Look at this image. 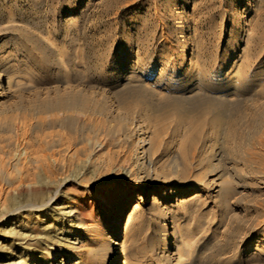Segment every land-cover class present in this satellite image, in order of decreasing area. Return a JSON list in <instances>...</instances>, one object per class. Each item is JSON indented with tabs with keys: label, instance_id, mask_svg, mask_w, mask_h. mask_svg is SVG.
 <instances>
[{
	"label": "rangeland",
	"instance_id": "374dc122",
	"mask_svg": "<svg viewBox=\"0 0 264 264\" xmlns=\"http://www.w3.org/2000/svg\"><path fill=\"white\" fill-rule=\"evenodd\" d=\"M0 75V189L61 224L1 222L0 264H264V0H0Z\"/></svg>",
	"mask_w": 264,
	"mask_h": 264
},
{
	"label": "bare ground",
	"instance_id": "6f19581e",
	"mask_svg": "<svg viewBox=\"0 0 264 264\" xmlns=\"http://www.w3.org/2000/svg\"><path fill=\"white\" fill-rule=\"evenodd\" d=\"M143 73V72H142ZM162 75V74H161ZM1 76V75H0ZM143 76V75H142ZM151 75L148 72L147 74V78H149ZM158 78V76H157ZM156 81V80H155ZM154 81V82H155ZM160 81V80H159ZM157 82V81H156ZM158 83V82H157ZM156 83V84H157ZM2 86V80L0 78V88ZM2 92V91H1ZM1 94V93H0ZM63 103V102H62ZM191 107V106H190ZM233 107V106H232ZM263 108V107H262ZM226 115V114H225ZM229 115V114H228ZM232 116V115H231ZM220 121V120H219ZM228 121V120H227ZM224 122V121H223ZM20 127V126H19ZM224 128V127H223ZM219 131V130H218ZM25 134V133H24ZM26 135V134H25ZM255 136V135H254ZM26 137V136H25ZM24 137V138H25ZM260 139V138H259ZM141 140V139H140ZM19 141V140H18ZM233 141V140H232ZM27 142V141H25ZM18 143V142H17ZM23 144V143H21ZM24 145V144H23ZM26 145V144H25ZM17 146V145H16ZM20 146V145H19ZM2 147V145H1ZM22 147V146H21ZM25 147V146H24ZM143 149V148H142ZM144 150V149H143ZM25 151V150H24ZM20 152V151H19ZM27 152V150H26ZM43 152V151H42ZM45 152V151H44ZM23 153V152H21ZM25 153V152H24ZM54 153V152H53ZM20 154V153H19ZM32 154V153H31ZM23 155V154H22ZM34 155V154H33ZM51 155V154H49ZM53 155V154H52ZM25 156V154H24ZM30 156V154L28 155V157ZM20 157V155H19ZM23 157V156H22ZM43 156H39V155H34L31 156L29 159L34 160L36 162L42 161ZM48 157V156H47ZM50 157V156H49ZM54 157V156H53ZM24 158V157H23ZM41 159V160H40ZM57 159V158H56ZM2 160V159H1ZM16 160V159H15ZM247 160V159H246ZM21 161V160H20ZM53 161V160H52ZM249 161V160H247ZM51 163V162H50ZM56 163V162H55ZM28 164V163H27ZM41 164H38V166H40ZM18 166V165H17ZM14 167L11 171V174L13 175V178H9V181L12 185L11 190L9 191H5L3 192L0 189V223L11 218L14 220L13 224L14 227L10 230L11 233H14L16 236H23L25 237L26 234L22 233V231H20V228H24L25 226V230H26V224H39V225H46L48 224V227H52L54 231L58 230L59 227L57 228V225H59V214H56V210L55 208L52 206L53 203H55L57 196L59 194V187H50L48 190V193L46 196L44 195H40L38 196V198H26L25 194L26 193V189L24 188L25 184V180H28L30 176H35L37 175V172L31 174V172H29V168L31 167H26V166H22L21 167ZM45 167V166H44ZM43 170V169H42ZM33 171V170H32ZM53 171V170H52ZM3 174L5 172H2ZM46 174V173H45ZM48 174V173H47ZM44 175V174H43ZM41 177V176H40ZM45 177V176H44ZM43 177V178H44ZM47 177V176H46ZM50 177V176H49ZM48 178V177H47ZM41 179V178H40ZM32 181V180H31ZM51 182V181H50ZM36 183V182H34ZM57 183V181H56ZM60 184V183H58ZM62 184V183H61ZM29 185V184H28ZM35 185V184H34ZM51 185V184H50ZM9 186V185H8ZM30 186V185H29ZM7 187V186H6ZM5 188V187H4ZM61 188V187H60ZM144 185L139 186L136 189V192L138 190H140L137 193V196H135L134 198L136 199L137 203L143 202L144 200V195L146 194V192H144ZM7 188H5L6 190ZM4 190V189H3ZM8 190V189H7ZM135 192V191H134ZM135 192V193H136ZM10 198V209L9 210H4L6 204H4V202H6V199ZM135 205V206H136ZM120 208V205L119 207ZM102 218H103V223L105 224L101 229H99L98 233H97V237L99 238V240L103 241H107L109 245L112 244L113 240H112V236L113 235H117L118 231H119V222H120V217L116 216V218H114L112 220V216H109L108 211L102 210ZM25 212V215H22V213ZM63 214V213H62ZM131 214V213H130ZM58 215V216H57ZM66 217V216H65ZM129 217V216H128ZM21 221V222H20ZM23 224H20L22 223ZM127 221V220H126ZM61 225V224H60ZM108 225V226H107ZM47 226V225H46ZM105 226H107L108 230L106 231ZM47 227V229H48ZM49 227V229H50ZM45 228V227H44ZM48 229V230H49ZM90 230V229H89ZM27 231V230H26ZM50 231V230H49ZM96 231V230H95ZM53 232V231H52ZM95 235V234H94ZM97 239V238H96ZM98 240V239H97ZM16 248L15 253H11L9 254V258L8 260H10V262H8L7 264H40L39 260H36L35 257L31 256L30 254L24 252L25 248L24 247H20L18 245L14 246ZM262 252V251H261ZM18 255V256H17ZM51 256H53V254H50ZM65 256L60 260V262L58 264H64L65 263ZM117 258L114 257L112 264H116L115 260ZM7 260V259H6ZM5 260V261H6ZM45 264H52L51 259H48ZM73 264H78L77 262L73 263ZM80 264V262H79Z\"/></svg>",
	"mask_w": 264,
	"mask_h": 264
}]
</instances>
